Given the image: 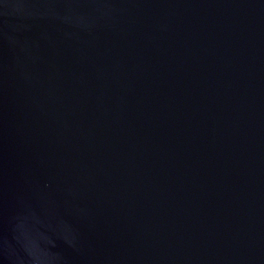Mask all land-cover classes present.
I'll return each mask as SVG.
<instances>
[{
    "label": "water",
    "instance_id": "1",
    "mask_svg": "<svg viewBox=\"0 0 264 264\" xmlns=\"http://www.w3.org/2000/svg\"><path fill=\"white\" fill-rule=\"evenodd\" d=\"M0 264H264V0H0Z\"/></svg>",
    "mask_w": 264,
    "mask_h": 264
}]
</instances>
